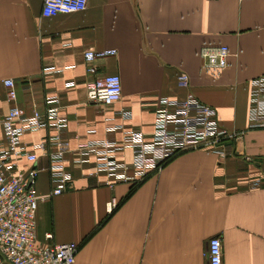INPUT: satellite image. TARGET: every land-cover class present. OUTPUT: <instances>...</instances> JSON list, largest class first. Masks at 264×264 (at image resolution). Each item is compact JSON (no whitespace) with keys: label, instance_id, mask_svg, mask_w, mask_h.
Returning <instances> with one entry per match:
<instances>
[{"label":"crops","instance_id":"crops-1","mask_svg":"<svg viewBox=\"0 0 264 264\" xmlns=\"http://www.w3.org/2000/svg\"><path fill=\"white\" fill-rule=\"evenodd\" d=\"M41 4L0 0V118L12 104L1 80L11 77L14 104L42 111L44 94L55 92L67 120L60 135L69 142L64 164L72 179L62 192L38 201L36 239L45 241L50 232L48 241H76L73 264H206V240L217 234L221 264H264V127L247 125L246 87L250 77L264 73V0H87L82 10L49 16ZM203 43L229 49L216 76L202 68L197 50ZM85 48H115L91 63L98 73L119 75L117 101L86 98L84 82L91 75ZM179 70L187 73V86L177 84ZM187 91L238 133L225 156L182 151L133 188L129 181L109 184L93 172L91 158L74 161L78 154L71 148L79 140H118L124 130L146 139L155 96L181 98ZM121 109L129 111L127 118ZM52 132L41 128L22 139L31 143ZM54 147L36 150L38 193L49 190L47 154ZM115 156L128 162L131 150ZM19 164L28 166L22 158ZM111 196L118 203L107 210Z\"/></svg>","mask_w":264,"mask_h":264},{"label":"built area","instance_id":"built-area-1","mask_svg":"<svg viewBox=\"0 0 264 264\" xmlns=\"http://www.w3.org/2000/svg\"><path fill=\"white\" fill-rule=\"evenodd\" d=\"M87 0H42L41 13L45 16L56 13L79 11L85 8ZM115 48H85L82 57L85 70L90 77L84 82V92L88 100L110 104L121 95L120 77L117 73H98L91 60L95 57L112 55ZM203 59L202 68L212 76L220 73L227 64L230 54L226 44L203 43L197 50ZM50 71L52 66H45ZM179 86L188 85V75L179 70L176 74ZM5 96L11 105L0 118L2 138H0V264H73L78 243L74 240L48 241L50 232H45V241L35 236V211L38 201L58 194L69 186L72 174L64 164V153L69 150V142L62 138L60 131L66 126V117L61 113L58 94L45 93L44 109L36 106L29 110L14 104L16 97L14 80H1ZM71 84V82H66ZM247 87V125L264 127V73L250 77ZM127 118V109L119 110ZM119 126H107L114 129ZM41 128H51L54 132L38 141L25 142L22 137ZM219 123L216 109L187 91L181 98L157 95L153 102V120L149 136L135 139L130 130H124L118 140L94 137L77 141L71 149L77 152L75 162L92 159V170L103 173L110 184L113 181L134 182L148 171L157 170L175 154L193 148L211 150L218 157L228 153L227 142L237 136ZM46 143L54 144L49 150L46 166L49 190L38 193L34 188L37 172L33 165L37 149ZM128 147L131 158L128 162L117 159L115 152ZM28 162L27 167L19 164L20 159ZM255 185V183H252ZM117 199L111 196L106 208L115 207ZM206 264H221V238L214 234L207 238L204 250Z\"/></svg>","mask_w":264,"mask_h":264},{"label":"trees","instance_id":"trees-1","mask_svg":"<svg viewBox=\"0 0 264 264\" xmlns=\"http://www.w3.org/2000/svg\"><path fill=\"white\" fill-rule=\"evenodd\" d=\"M155 170H151V171H148L146 174H145V176H143L139 181H136V182H132L131 183V188H133L137 183H139L144 177H146L148 174H150V173H152V172H154ZM118 203V202H117ZM117 205V204H116ZM93 230H94V228H93ZM90 234V233H89Z\"/></svg>","mask_w":264,"mask_h":264},{"label":"rangeland","instance_id":"rangeland-1","mask_svg":"<svg viewBox=\"0 0 264 264\" xmlns=\"http://www.w3.org/2000/svg\"><path fill=\"white\" fill-rule=\"evenodd\" d=\"M180 153V152H179ZM140 180V179H139ZM139 180H136V181H139ZM136 181H134V182H136Z\"/></svg>","mask_w":264,"mask_h":264}]
</instances>
